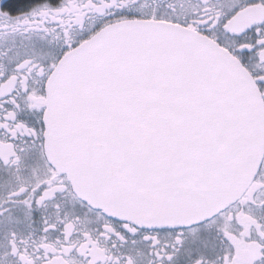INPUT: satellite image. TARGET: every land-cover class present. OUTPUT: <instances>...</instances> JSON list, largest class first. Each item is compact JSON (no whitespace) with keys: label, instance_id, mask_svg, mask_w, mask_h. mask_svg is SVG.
I'll use <instances>...</instances> for the list:
<instances>
[{"label":"snow or ice","instance_id":"6c2138e0","mask_svg":"<svg viewBox=\"0 0 264 264\" xmlns=\"http://www.w3.org/2000/svg\"><path fill=\"white\" fill-rule=\"evenodd\" d=\"M0 264H264V0H0Z\"/></svg>","mask_w":264,"mask_h":264}]
</instances>
